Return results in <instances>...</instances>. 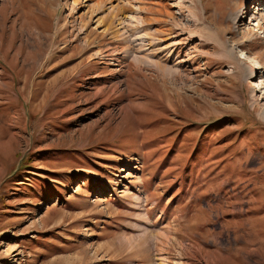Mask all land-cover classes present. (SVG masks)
Masks as SVG:
<instances>
[{"label":"rangeland","instance_id":"374dc122","mask_svg":"<svg viewBox=\"0 0 264 264\" xmlns=\"http://www.w3.org/2000/svg\"><path fill=\"white\" fill-rule=\"evenodd\" d=\"M0 264H264V0H0Z\"/></svg>","mask_w":264,"mask_h":264},{"label":"bare ground","instance_id":"6f19581e","mask_svg":"<svg viewBox=\"0 0 264 264\" xmlns=\"http://www.w3.org/2000/svg\"><path fill=\"white\" fill-rule=\"evenodd\" d=\"M258 9V8H257ZM244 10H247V8H244Z\"/></svg>","mask_w":264,"mask_h":264}]
</instances>
